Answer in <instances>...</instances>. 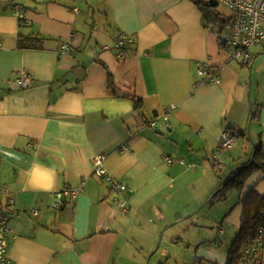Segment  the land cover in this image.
<instances>
[{
  "label": "crops",
  "instance_id": "crops-1",
  "mask_svg": "<svg viewBox=\"0 0 264 264\" xmlns=\"http://www.w3.org/2000/svg\"><path fill=\"white\" fill-rule=\"evenodd\" d=\"M13 1L20 7L14 13ZM12 2L0 0V207L13 230L11 264H138L122 257L119 235H157L170 221L162 223L161 211L174 183L204 166L201 154L209 152L210 163L224 128L242 129L250 112L237 92L240 71L227 67L226 48L202 27L197 0ZM121 35L135 40L123 58L112 49L94 56ZM28 36L41 47L19 48V37ZM64 44L69 51L60 53ZM252 48L243 65L249 70L261 51ZM199 62L221 68L218 85L199 83ZM23 72L27 87L15 83ZM262 96L251 120L254 143L264 151ZM132 98L141 101L137 110ZM172 105L167 122L145 126ZM236 148L228 151L229 164L221 158L223 170L243 164L237 160L247 148ZM175 154L190 168L163 161ZM95 155L105 156L103 167L127 190L95 175ZM263 179L253 174L244 192L254 184L263 195ZM81 182L76 199L52 209L57 191Z\"/></svg>",
  "mask_w": 264,
  "mask_h": 264
},
{
  "label": "rangeland",
  "instance_id": "rangeland-1",
  "mask_svg": "<svg viewBox=\"0 0 264 264\" xmlns=\"http://www.w3.org/2000/svg\"><path fill=\"white\" fill-rule=\"evenodd\" d=\"M216 8L221 14L230 15V11L223 4H218ZM114 43L115 41L112 45H109V49L113 51H115L113 48ZM252 47L253 51L257 47L261 51L255 53L253 66L250 70L248 67L243 66L241 61H229L227 67H235L240 71L238 72L241 77L239 89L237 90L238 95L242 97V102L247 106L249 112L252 110L256 117L257 112H255V109L257 104L255 103V98L259 94V99L263 100L262 94H264V42H260ZM258 83L261 84V89L257 87ZM250 117L251 115H248L247 121L242 124L241 130L244 134L237 138L234 145V147H237L236 152L247 148V156L237 160L244 164L249 160L254 143L255 121L251 120ZM164 127L166 126L164 125ZM215 144L212 145L213 151L217 148V144ZM229 150L231 149H222L219 152L220 158H223V155H225L227 164L230 162ZM208 153L200 155V160H202L201 162L204 163V166L199 165L195 169L191 168L192 171L198 169L196 174L183 175L174 183L171 199L164 205L161 211L162 215L166 214L162 217V223L167 219L170 221L167 224L164 223V226L159 230L157 235H119L120 239L117 246L123 250L122 257H125L129 261L136 259L138 260V264L235 263L234 261H230L228 254L235 243H237L234 255V258H236L237 254L244 248L245 239L238 237L240 235L239 223H241V214L235 212L236 209L242 210L240 207V193L236 188H231L226 190V192L222 191V198H218V196L216 199H212L205 204L208 198L216 192V187L221 178L227 173V169H229V165H227L224 170L218 172L219 170L215 169L205 159V155ZM171 159L173 160L171 165H176L182 169L190 166V162L188 163L183 158L178 157L177 154L174 157L172 156ZM180 161L183 163L181 164ZM261 183L264 184V179ZM185 204L190 205L182 207ZM177 207L183 209H180L176 213L174 211ZM197 209L199 210L196 212ZM131 217H135L134 213H131L128 218ZM177 217H180V219L176 220ZM234 217H237L238 220L236 221ZM158 225L154 224L153 226L149 223L146 226L154 228ZM220 226L224 227L222 235L218 233ZM138 229L137 221L133 226V230L138 231ZM202 249L207 251L205 255Z\"/></svg>",
  "mask_w": 264,
  "mask_h": 264
},
{
  "label": "built area",
  "instance_id": "built-area-1",
  "mask_svg": "<svg viewBox=\"0 0 264 264\" xmlns=\"http://www.w3.org/2000/svg\"><path fill=\"white\" fill-rule=\"evenodd\" d=\"M208 3L209 0H197ZM218 4H223L229 11L230 26L229 31L223 37L225 45L228 49L227 60L241 61L242 65H247L251 56L250 48L258 43L264 42V0H216ZM12 2V0H9ZM15 3L14 1L12 4ZM20 7L13 4L12 9L18 10ZM135 43L131 36L121 35L115 40L113 48L115 49L116 56L123 58L130 47ZM110 48V47H109ZM107 45L96 47L93 50L94 56L99 55L102 51L110 50ZM60 53L68 50V45L64 44L60 47ZM24 73V72H23ZM220 67H214L208 62H199L196 66V75L199 77L200 82L204 85H218L220 83ZM15 83L20 87H27L29 85V77L26 73L15 79ZM175 110V106H170L161 111V113L152 114L150 119H147L144 124L146 127L153 128L156 126L159 119L162 122L168 121V114L171 110ZM239 133L235 130L224 128L218 139L217 148L210 158V163L215 169L223 170L224 164L219 157V152L222 149H232L236 144ZM125 149V148H123ZM105 160L104 155H95L92 159L95 167V175L103 179L111 189L123 192L127 190V186L114 176H111L103 167ZM163 161L171 165L173 160L169 156H165ZM182 164L183 162L180 161ZM84 183L81 182L77 187H66L55 193L56 201L52 205V209H58V205L65 199H76L83 189ZM125 200L120 203V207L124 208ZM13 201L9 199L7 205L12 204ZM34 216L38 215V211H33ZM261 221L258 227L257 237L252 239L248 238L244 241V248L239 252L236 264H264V210L259 214ZM224 227L218 228V233L223 234ZM13 233L9 227L8 220L0 217V264H11L7 255V239Z\"/></svg>",
  "mask_w": 264,
  "mask_h": 264
},
{
  "label": "trees",
  "instance_id": "trees-1",
  "mask_svg": "<svg viewBox=\"0 0 264 264\" xmlns=\"http://www.w3.org/2000/svg\"><path fill=\"white\" fill-rule=\"evenodd\" d=\"M197 6L199 9V12L201 13V25L203 28L209 29L211 32H215L217 42L221 46L224 45V47L227 50L228 49L225 45V42L222 41L223 37L225 34L228 33L229 31V26H230V17L224 14H221L216 7H208L206 3L197 1ZM41 39L38 38H31V37H19L18 39V46L21 49H33V48H40ZM214 67H219V66H214ZM132 100L135 102V107L136 110L141 107V101L132 98ZM252 110L250 112V119H252ZM226 129H231L235 130L232 128H226ZM237 131V130H235ZM239 136L243 135L244 132L242 131H237ZM238 136V137H239ZM255 145V152L252 156L253 150H251L249 160L246 164H244L243 168H238L235 171H230V173L226 176V174L221 178L218 186L216 187L217 190L213 196L212 199L222 198V191L231 189V188H236L238 192L240 193V205L242 206V214L240 217V224H239V229H240V235L238 237L245 238L247 240L249 237L254 239L257 237L258 233V227L260 225L261 218L259 216L260 212L264 210V194L260 195L255 188L253 187L254 184L250 187L249 190L244 192L245 186L249 178L257 173L260 172L262 173V178L264 177V151L261 148L260 144ZM253 148V147H252ZM251 157L252 160H251ZM227 171V172H228ZM225 182L223 183V179L225 178ZM261 180V177L257 179L256 182ZM211 199V200H212ZM210 200V201H211ZM209 201V202H210ZM0 217H6L2 208L0 207ZM180 219L178 217L176 220ZM237 243H235L236 245ZM235 245L231 248L228 257L230 258V261H234L236 264L237 262V257L234 258L235 255ZM238 255V254H237ZM234 258V259H233ZM228 264H230L228 262Z\"/></svg>",
  "mask_w": 264,
  "mask_h": 264
},
{
  "label": "water",
  "instance_id": "water-1",
  "mask_svg": "<svg viewBox=\"0 0 264 264\" xmlns=\"http://www.w3.org/2000/svg\"><path fill=\"white\" fill-rule=\"evenodd\" d=\"M206 5H207L208 7H217L218 3H217L216 0H209V2L206 3ZM247 132H248V130H247ZM254 152H255V145H254V143H253V153H252V156H253ZM252 158H253V157H251V160H252ZM243 166H244V165H238V166H235V167H233L230 171H235V170H237L238 168H243ZM230 171L227 172L226 176L230 173ZM226 176H225V178L223 179V183L225 182ZM214 194H215V193H214ZM214 194L211 195L210 198H208V200L206 201L205 204H207V203L213 198ZM205 204H204V205H205ZM198 210H199V209H197L196 212H197ZM161 232H162V231H161ZM161 232H160V233H161ZM160 239H161V237H160ZM158 246H159V243H158Z\"/></svg>",
  "mask_w": 264,
  "mask_h": 264
}]
</instances>
